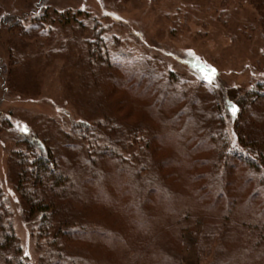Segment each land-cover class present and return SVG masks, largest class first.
I'll list each match as a JSON object with an SVG mask.
<instances>
[{
    "label": "rangeland",
    "instance_id": "obj_1",
    "mask_svg": "<svg viewBox=\"0 0 264 264\" xmlns=\"http://www.w3.org/2000/svg\"><path fill=\"white\" fill-rule=\"evenodd\" d=\"M38 1L0 0V17L22 14L16 26H10L14 18L10 24L0 22V192L11 212L15 237L29 264H46L48 258L55 261L56 255L48 254L50 249L62 250L63 246L58 235L60 220L56 216L49 231L50 240L41 233L42 229H37L38 218H27V205L17 187L15 162V158L34 152L24 141L36 147L44 146L60 169L70 174L79 169L81 178L91 173L87 144L94 149L92 156L105 147L116 149L121 158L120 167L125 169L135 190L140 191L141 185L160 189L142 141L134 147L124 146L120 133L123 129L119 128L117 119L108 113L110 109L107 112L93 99L96 91L90 87L89 69L95 72L98 66L92 64L89 44L96 31L102 36L104 50L111 55L114 66L122 67L136 82L140 80L139 83L158 89L161 101L163 96L181 101L177 110L190 113L197 125L212 122V134L214 130L230 135L236 131L229 117H223L220 127L216 116H212L219 111V106L222 108V95L227 100L241 97L256 82L264 80V10L258 8L261 0ZM34 9H38L39 15L35 19L40 18L42 24L37 25L30 19L35 16ZM211 69H215L214 75ZM98 70L103 78L106 71ZM206 77H211L212 82ZM129 92L134 113L126 123L140 122L139 126L144 128L142 122L147 119L144 101L134 96L135 87ZM119 96L118 89L112 98L117 101ZM212 103L216 111L211 114ZM140 127L135 134L139 137L137 140L145 133ZM85 128H88L86 132ZM203 129L208 137L211 133ZM98 137L103 144L95 148ZM140 147L143 150L137 160ZM157 149L159 157L164 149ZM144 210L155 213L156 221L152 224L155 230L168 224L167 211L156 202L154 206L145 205ZM99 211L106 212L94 207L90 215L95 216ZM84 219L77 218V224H86ZM199 231L198 224L191 234H184L181 246L178 245V264L212 263L217 244L208 246L211 241ZM160 236L162 245H175L172 232H161ZM98 239L93 238L86 256L63 249L64 257L77 262L84 260L86 264L92 258L106 260L110 245L103 246ZM205 243L208 244L204 248ZM115 246L114 251L120 248ZM121 261L120 251H116L112 264H121Z\"/></svg>",
    "mask_w": 264,
    "mask_h": 264
},
{
    "label": "trees",
    "instance_id": "obj_2",
    "mask_svg": "<svg viewBox=\"0 0 264 264\" xmlns=\"http://www.w3.org/2000/svg\"><path fill=\"white\" fill-rule=\"evenodd\" d=\"M261 1L258 8L264 10V0ZM36 11L38 9L33 10L35 16L30 19L42 24L40 18L35 19L39 16ZM21 15L6 14L0 17V22L10 24L14 18L10 26H16ZM93 38L89 44L91 60L95 67L98 66L95 72L88 68L92 77L90 87L96 91L93 99L107 112L110 109L108 113L117 119L119 128L123 129L120 132L123 145L134 147L142 141L160 189L141 185L140 191L135 190L125 169H121V158L114 148L115 151L106 147L96 150V155L92 156L94 149L87 144L91 173L81 178L79 169L72 174L60 169L44 146L36 147L24 141L34 152L15 158V162L17 187L27 205V218H38L37 229H42L41 233L50 240L49 231L56 216V220H60L58 235L65 251L86 256L94 243L93 238H99L103 246L110 245L106 260L92 258L89 264H112L116 251L122 256L121 264H151V260L155 264H178V245L181 246L184 234H191L198 224L200 235L211 241L208 246L217 244L211 264H264V80L256 82L241 97L227 100L223 94L222 108L218 107L220 112H215L212 103L210 112L216 113L212 116H216L218 125H223L222 119L226 116L236 128L232 135L221 130H214L212 134V122L197 125L190 113L177 110L181 101L168 100L166 96L161 101L158 89L139 83L140 80L136 82L122 67L114 66L98 31ZM98 69L106 71L103 78ZM133 87L136 88L133 95L144 101L142 108L147 114L142 122L144 128L139 126L140 122L126 123L134 113L129 100ZM118 89L121 96L116 101L112 96ZM233 105L238 109L235 116L231 111ZM120 112L124 115L119 116ZM5 126L11 128L9 124ZM139 127L145 131L141 140L135 136ZM203 128L211 133L208 137ZM99 140L95 138V148L102 146ZM158 147L164 149L159 157L156 156ZM142 148L138 150L139 156H135L137 160ZM126 161L132 164L130 159ZM4 198L0 192V264H29L15 237L11 212ZM155 202L168 214V224L163 223L159 230L152 226L156 221L153 219L155 213L144 210L145 205L154 206ZM94 207L106 212L99 211L91 216ZM81 216L87 222L82 226L76 222ZM170 221L173 222L169 224ZM165 231L172 232L175 245H162L160 235ZM115 245L120 247L115 248L116 251L112 248ZM63 249H50L48 254L56 255V260L48 258L46 264H86L84 260L66 259ZM170 251L177 256L174 258Z\"/></svg>",
    "mask_w": 264,
    "mask_h": 264
},
{
    "label": "snow or ice",
    "instance_id": "obj_3",
    "mask_svg": "<svg viewBox=\"0 0 264 264\" xmlns=\"http://www.w3.org/2000/svg\"><path fill=\"white\" fill-rule=\"evenodd\" d=\"M211 72L214 75L215 74V69H211ZM206 78L208 79L209 83L212 82V78L211 77H206ZM231 111H232V115L235 116L237 111H238V109H236V107L233 105ZM25 131H26V129H25Z\"/></svg>",
    "mask_w": 264,
    "mask_h": 264
}]
</instances>
